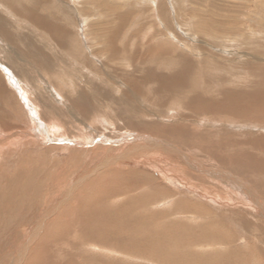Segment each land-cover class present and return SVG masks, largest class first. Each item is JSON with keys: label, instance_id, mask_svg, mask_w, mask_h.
<instances>
[{"label": "rangeland", "instance_id": "obj_1", "mask_svg": "<svg viewBox=\"0 0 264 264\" xmlns=\"http://www.w3.org/2000/svg\"><path fill=\"white\" fill-rule=\"evenodd\" d=\"M0 26V264H264V0H0Z\"/></svg>", "mask_w": 264, "mask_h": 264}, {"label": "bare ground", "instance_id": "obj_2", "mask_svg": "<svg viewBox=\"0 0 264 264\" xmlns=\"http://www.w3.org/2000/svg\"><path fill=\"white\" fill-rule=\"evenodd\" d=\"M41 1H43V0H41ZM32 15H33V17H32V21L34 22V23H36L37 25L39 24L40 26H43V28L44 29H50V28H54V37L57 39V40H60L61 41V39L63 40L64 38H66L67 36H68V30H67V28L64 26V25H55V24H53L52 22H45L46 21V17H45V19L44 18H41L40 16H38V14H35V11H32ZM1 27V26H0ZM42 28V27H41ZM204 29V28H203ZM214 29V28H213ZM50 30H52V29H50ZM49 31V30H48ZM116 35V34H115ZM115 35L114 34H112V40H110L111 42H114L115 40H113V38L115 37ZM108 44H109V42H108ZM110 46V45H109ZM113 51V50H112ZM111 51V53H113V56L115 55V51H113L112 52ZM166 54V53H165ZM43 56V55H42ZM144 81L146 80L147 82H145L146 84L150 81V80H157V81H159V83H160V80L161 81H163V78L156 72V71H150V72H147V74L145 75L144 74ZM185 77V74L183 73V74H178V75H175V76H173V77H171V82H166L165 84H163V83H160V85H161V88H163V89H166V90H168L169 89V91H171V92H174L176 89H178L179 88V85H180V87H181V85H182V83H184L185 81H183L182 79ZM181 83V84H180ZM233 98V97H232ZM82 99V98H81ZM228 100V99H227ZM241 102V101H240ZM84 105L83 106H86V104H85V102L83 103ZM82 106V107H83ZM240 107V106H239ZM252 107V106H251ZM230 108H232L231 106H230ZM237 112H238V110H237ZM180 127H182V128H187V127H184V126H176V127H170V129H169V131H168V133H167V131H163V132H166V137H169L170 136V134H169V132H171V133H173V134H171V136L172 137H178L179 135H181V136H183L184 137V135H182V134H185V136L188 134V130L186 131V129H181ZM152 130H154V129H152ZM160 131V130H159ZM158 131V132H159ZM154 132V131H153ZM160 133V132H159ZM164 133H162V134H160L161 135V138H163V139H165V140H168L169 138L171 139V137H169L168 139L163 135ZM152 137V136H151ZM164 140V141H165ZM170 141V140H169ZM168 142V141H167ZM220 176V175H219ZM236 184V183H235ZM93 189V188H92ZM122 193V192H121ZM126 195V194H125ZM128 195H129V192H128ZM51 224H54V223H51ZM146 225H148L147 223H146ZM97 232H99V231H97ZM64 234V233H63ZM97 234V233H96ZM45 236V235H44ZM41 242H42V240H41ZM44 242V241H43ZM39 245H41V243L40 244H38V246L37 247H39ZM40 248H42V247H40ZM29 249V247H25V249L20 253L22 256L24 255V254H26V252H27V250ZM38 250V248L36 249V251ZM31 261H33V259H34V261L37 259L36 258V254H35V252L34 253H32L31 255ZM36 258V259H35ZM19 259H21V258H19ZM53 259V258H52ZM62 259V258H61ZM49 261V260H48ZM51 261V260H50ZM53 262V261H52ZM56 262V261H55ZM65 262V261H64ZM31 263H34V262H31ZM68 263V262H67ZM70 263V262H69ZM16 264H19V261H17V263ZM40 264V263H39Z\"/></svg>", "mask_w": 264, "mask_h": 264}]
</instances>
